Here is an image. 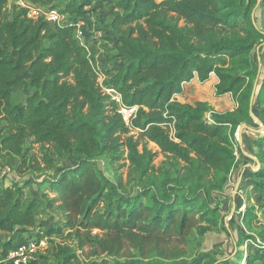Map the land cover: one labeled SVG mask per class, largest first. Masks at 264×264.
I'll list each match as a JSON object with an SVG mask.
<instances>
[{
    "label": "trees",
    "instance_id": "trees-1",
    "mask_svg": "<svg viewBox=\"0 0 264 264\" xmlns=\"http://www.w3.org/2000/svg\"><path fill=\"white\" fill-rule=\"evenodd\" d=\"M22 1L55 10L68 22L31 18L29 9L20 5H13L9 17L8 0H0V149L22 156L21 167L34 172L55 165L50 152L74 165L55 179L37 181L30 176L9 185L0 181V245L9 235L0 247V264H12L5 259L17 243L13 236L41 228L43 218L55 210L62 214L64 226L45 234L70 230L81 248L88 247L87 264H204L207 253L186 259L166 244L191 243L194 229L203 236L218 225L219 208L212 207L208 197L181 181L140 187L130 195L95 163V155L114 156L122 146L128 168L142 180L153 170L155 157L146 146L140 150L133 136L118 143L129 127L104 89L114 90L122 107L137 108L130 128L166 157L185 163L188 177L199 186L211 172L227 173L234 160L235 128L243 120L214 113L209 123L204 104H181L174 96L182 92L183 83L194 78L203 83L213 73L216 96L230 94L241 116L247 115L242 109L248 110L257 73L249 54L262 39L252 24L253 1L110 0V32L116 37L110 61H120L101 73V81L94 49L77 36L79 22L89 23L91 0ZM24 67L29 81L20 76ZM244 69L246 74L234 75ZM261 70L251 107L264 126ZM165 124H171L172 136ZM28 140L38 147V161L28 155ZM252 144L264 151V130ZM258 159L260 168L250 182L264 202V159ZM31 185H46L54 196L26 197L24 191ZM52 256V264H75L76 254L66 245H54ZM245 264H264V246L248 254Z\"/></svg>",
    "mask_w": 264,
    "mask_h": 264
},
{
    "label": "rangeland",
    "instance_id": "rangeland-1",
    "mask_svg": "<svg viewBox=\"0 0 264 264\" xmlns=\"http://www.w3.org/2000/svg\"><path fill=\"white\" fill-rule=\"evenodd\" d=\"M245 1L246 3L253 1L251 3L252 24L260 31L262 36L260 43L249 54L252 64L257 67V73L251 89V100L253 91L255 92L260 85L259 83L263 74L261 68L264 69V2L263 0H255V2L254 0ZM13 5L26 6L29 9L28 16L33 9L42 14L46 12V9L43 7L32 6L29 2L8 0L7 11L9 17ZM87 9L90 10L89 14H87L90 19L89 23H85L84 21L79 22L81 28L83 25V29L78 28L77 36L81 39L80 43L86 44L85 46L87 48L90 46L94 49L96 67L100 73L99 81H101L103 76L101 73L108 70L115 62L120 61H110L112 56L116 54L114 48L116 45V37L113 32H110V23L112 20L111 2L110 0H91V5ZM256 9H258L257 12H255ZM29 17L37 18L31 14ZM67 22V19L64 18L59 24ZM236 38L241 39L242 37L237 36ZM243 39L246 40V36ZM245 72V69L240 70L234 72V75H244L246 74ZM20 76L26 81L30 80L26 67L22 68ZM217 83L218 80L213 73L203 83L199 82L197 78H194L188 83H183L182 92L175 95L174 98L181 104L191 106H195L198 103L204 104L207 107L205 119L209 123L212 122L211 115L214 113L236 121L243 120L235 128V135L232 140L234 160L227 173L224 171L211 172L199 182V186L194 178L188 177L189 174L187 173L185 163L173 159L170 155L166 157L161 153L157 145L142 139L138 131L130 128V120L137 111L136 107L132 108L128 125L126 124L129 127V132L126 135H121L118 138V143L121 145L127 136H133L134 139H138L140 150L142 146H146L151 153L155 154L152 162L153 170L145 178L140 180L137 174L128 168L129 164L126 161V152H124L122 146L119 147L114 156L109 152H104L95 155L94 161L112 181L120 183L121 189L130 195H133L140 187H162L168 182L175 183V181H181L192 186L193 192L201 197H203L202 195L205 198L208 197L211 206L219 208L221 220L215 228H211L203 236H199L196 232L197 230L194 229L191 243L175 240L172 243H167L166 248L169 250H179L186 259L192 258L199 253H207L209 256L204 264H245V259L248 254H252L256 249L264 246V202L256 188L250 182L251 174L260 168L255 158L258 162V157L264 159V151L252 144L253 141L262 136L264 126L261 127L257 122V119L259 120V114L252 110L251 105L248 106V110L242 109L243 112L246 111L247 113L245 117H249L253 121V125H248L245 122L246 118L241 116L242 114L239 112L235 98L230 94L220 97L216 96L215 86ZM104 92L111 97V100H114L118 104V113L122 116L120 111L121 108L125 107H122L119 95L111 89H104ZM125 109L127 111L130 110ZM3 125L4 122H1L0 129ZM164 129L169 136L173 135L171 124H165ZM240 130L242 131L240 132ZM27 147L28 155L34 154L35 159H39L37 145L32 144L28 140ZM50 155L56 159L55 165L51 169L34 172L28 170L26 166L21 167L22 156H14L0 149V181L4 180L5 185H9L12 180L22 182L30 176L34 177L37 181H42L43 179L48 180V178L55 179L66 167L74 165L73 161L67 157L56 155L53 152H50ZM115 156H120V158L114 160L113 157ZM41 166L43 165L41 164ZM20 167L21 169H19ZM32 172H34L33 175H31ZM24 192L26 197L29 198H39L42 193H46L50 197L54 196V193L49 192L46 185L39 187V189L35 185H31ZM62 218L63 216L59 211H52V213L43 218L44 222L41 228L30 230L26 234L15 235L12 238L14 242L34 241L39 243V248L35 254L37 264H52L53 247L57 244L68 246L76 254L75 264H87L88 247L81 248L80 240L76 239L70 230L65 229L62 234H45L50 229L63 227L64 220ZM95 232L96 230L92 233ZM7 238H9V235L3 236L1 245L2 241ZM1 245L0 247H2Z\"/></svg>",
    "mask_w": 264,
    "mask_h": 264
},
{
    "label": "built area",
    "instance_id": "built-area-1",
    "mask_svg": "<svg viewBox=\"0 0 264 264\" xmlns=\"http://www.w3.org/2000/svg\"><path fill=\"white\" fill-rule=\"evenodd\" d=\"M30 14L35 17H42L44 20L56 24H59V22L64 19V16L55 10L46 11L44 14H42L39 11L33 9L30 11ZM131 112L132 109L127 111L125 108H121L120 111L123 116V120L127 125L129 122L128 120L131 117ZM38 244L39 243L34 241H18L15 247L10 250L5 260L11 262L12 264H30L35 260V254L39 248Z\"/></svg>",
    "mask_w": 264,
    "mask_h": 264
},
{
    "label": "water",
    "instance_id": "water-1",
    "mask_svg": "<svg viewBox=\"0 0 264 264\" xmlns=\"http://www.w3.org/2000/svg\"><path fill=\"white\" fill-rule=\"evenodd\" d=\"M253 94H254V91H253V93H252V97H251V100H250V105H252V101H253ZM257 122L259 123V125L261 126V127H263V124L261 123V121L260 120H258L257 119ZM249 130H252V129H250V128H248ZM242 130H240V132H241ZM255 160L257 161V164H258V167H260V163L258 162V160L255 158Z\"/></svg>",
    "mask_w": 264,
    "mask_h": 264
}]
</instances>
